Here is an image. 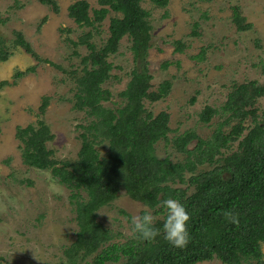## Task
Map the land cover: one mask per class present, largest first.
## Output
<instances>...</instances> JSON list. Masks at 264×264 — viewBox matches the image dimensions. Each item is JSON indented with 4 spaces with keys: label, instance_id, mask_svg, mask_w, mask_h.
Segmentation results:
<instances>
[{
    "label": "trees",
    "instance_id": "16d2710c",
    "mask_svg": "<svg viewBox=\"0 0 264 264\" xmlns=\"http://www.w3.org/2000/svg\"><path fill=\"white\" fill-rule=\"evenodd\" d=\"M37 1L48 5L53 12L58 11L56 0ZM140 1L97 0L99 6L91 8L90 13L87 0H73L66 6L68 17L90 27L112 12L101 44L89 40L90 29L70 40L87 48L80 56V73L74 78L72 105L89 117L78 124L81 130L76 157L70 160L53 156L45 144L52 134L40 120L36 127L27 123L14 129L22 142L23 162L47 168L59 183L70 189L77 229L72 241L62 248L65 264H76L86 257L91 264H194L213 257L224 264H264L260 248V241L264 240V109L258 113L254 105L255 99L264 94V81L248 79L232 83L219 107L205 103L197 113L200 121L207 122L218 114L207 136L201 137L190 128L168 135L169 112L160 109L152 113L143 105L144 98L153 101L165 96L170 80L161 79L151 88L145 59L150 24L148 10ZM151 1L164 5L167 0ZM231 19L237 29L251 26L237 5L231 7ZM44 20L45 15L39 22ZM12 33L13 45L20 46L36 62H51L33 49L20 30L12 29ZM123 35L129 38L133 62L138 63L129 69L123 88L117 91L121 104L113 109L102 103L110 94L102 83L112 68L107 57L117 50ZM182 46L176 39L173 48L179 50ZM202 53L200 48L193 56L200 58ZM9 55L10 50L0 35V61ZM167 63V60L162 62ZM35 66L33 63L15 70L13 78L34 71ZM6 83V79H0V87ZM194 98L190 96L191 101ZM47 103L48 95L43 94L39 111ZM245 118H248L246 123ZM159 138L170 141L182 157L157 156L154 143ZM234 140L235 148L224 152ZM103 141L106 148L100 152L96 145ZM203 163L210 167L197 170V165ZM119 189L153 214H159L156 227L161 229L165 212L158 207L159 201L179 200L191 217L188 222L191 240L186 248L171 246L163 234L154 242L134 240L130 236L113 240L119 231L113 232L102 225L95 210L113 199ZM224 210L239 214L238 227L224 219L221 215Z\"/></svg>",
    "mask_w": 264,
    "mask_h": 264
},
{
    "label": "rangeland",
    "instance_id": "374dc122",
    "mask_svg": "<svg viewBox=\"0 0 264 264\" xmlns=\"http://www.w3.org/2000/svg\"><path fill=\"white\" fill-rule=\"evenodd\" d=\"M71 1L56 0L58 11L53 12L37 0H0V35L10 50V55L0 61V79L8 81L0 87V264H65L62 248L72 241L77 229L70 189L59 183L47 168L23 162L22 142L14 134L16 125L31 123L36 127L40 120L52 134L45 144L53 156L70 160L76 157L81 130L78 124L89 117L72 105L74 78L80 73V56L87 48L70 40L90 29L89 40L101 44L112 12L93 27L77 24L66 14ZM87 2L89 13L99 6L97 0ZM140 3L148 10L150 24L145 59L151 88L161 79L170 80L167 94L153 101L144 98V107L152 113L160 109L169 112L168 135L190 128L201 137L207 136L218 114L207 122L200 121L197 113L205 103L219 107L232 83L248 79L264 81V0H167L164 5L141 0ZM232 5L238 6L250 27H235ZM43 15L45 20L39 22ZM12 29L20 30L33 49L51 62H36L20 46L13 45ZM176 39L183 44L179 50L173 48ZM128 45L129 38L123 35L117 50L107 57L112 68L102 86L110 94L102 103L113 109L121 104L117 91L123 88L129 69L138 63L133 62ZM200 48L202 56L194 57ZM163 60L168 63L163 65ZM33 63H36L34 71L13 78L15 70ZM43 94L48 95V103L39 111ZM191 95L195 96L193 101ZM254 105L261 113L264 94L255 99ZM247 121L245 118L244 123ZM235 146L236 140L223 150ZM96 147L103 152L106 141ZM154 151L159 157H182L170 141L162 138L154 143ZM208 167L210 164L203 163L196 169ZM143 207L119 189L113 199L95 210L96 219L113 232L119 231L113 240L121 241L129 236L132 216ZM260 248L264 258V240L260 241ZM76 264H91L90 258ZM194 264L224 263L213 257Z\"/></svg>",
    "mask_w": 264,
    "mask_h": 264
},
{
    "label": "clouds",
    "instance_id": "9594fccd",
    "mask_svg": "<svg viewBox=\"0 0 264 264\" xmlns=\"http://www.w3.org/2000/svg\"><path fill=\"white\" fill-rule=\"evenodd\" d=\"M158 207L165 212L162 229L156 227L160 217L153 215L152 210L145 207L142 210V214L133 215L131 218L130 238L154 242L158 236L163 234V239L171 246L181 250L186 248L191 240V235L188 231V222L191 217L184 205L175 198H167L159 201ZM221 215L227 222L237 227L239 226L238 213L224 210Z\"/></svg>",
    "mask_w": 264,
    "mask_h": 264
}]
</instances>
